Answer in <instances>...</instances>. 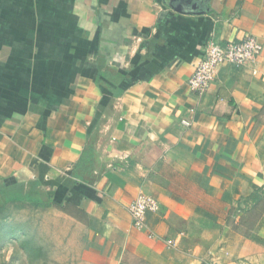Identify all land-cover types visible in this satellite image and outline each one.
<instances>
[{"label": "crops", "instance_id": "1", "mask_svg": "<svg viewBox=\"0 0 264 264\" xmlns=\"http://www.w3.org/2000/svg\"><path fill=\"white\" fill-rule=\"evenodd\" d=\"M249 35L254 62L191 89L210 39ZM17 202L60 209L83 264H264V0H0V208Z\"/></svg>", "mask_w": 264, "mask_h": 264}, {"label": "rangeland", "instance_id": "2", "mask_svg": "<svg viewBox=\"0 0 264 264\" xmlns=\"http://www.w3.org/2000/svg\"><path fill=\"white\" fill-rule=\"evenodd\" d=\"M262 210L249 209L240 222H257ZM81 238L57 207L17 202L0 208V264H83Z\"/></svg>", "mask_w": 264, "mask_h": 264}, {"label": "built area", "instance_id": "3", "mask_svg": "<svg viewBox=\"0 0 264 264\" xmlns=\"http://www.w3.org/2000/svg\"><path fill=\"white\" fill-rule=\"evenodd\" d=\"M263 50V44L254 35H249L241 40L229 41L225 45L210 39L205 47L204 56L195 67L189 79L193 91L203 93L207 91L216 78L217 72L224 66H245L256 60ZM183 124L189 125L188 120ZM158 209L157 202L146 194L141 193L129 206L134 225L145 227V215L148 210Z\"/></svg>", "mask_w": 264, "mask_h": 264}]
</instances>
